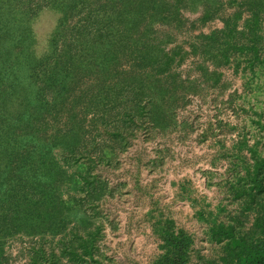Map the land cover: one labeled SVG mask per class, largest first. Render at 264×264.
Masks as SVG:
<instances>
[{
  "label": "trees",
  "instance_id": "1",
  "mask_svg": "<svg viewBox=\"0 0 264 264\" xmlns=\"http://www.w3.org/2000/svg\"><path fill=\"white\" fill-rule=\"evenodd\" d=\"M43 12L58 22L39 54L33 24ZM186 13L200 16L191 23ZM217 20L222 27L193 33ZM257 68L264 0H0V264H12L13 239L25 264H115L102 244L101 206L115 192L103 172L141 136L193 132L177 119L190 97L224 92L226 69ZM259 145L241 132L230 148L215 144L232 166L226 197L195 201L223 264H264ZM153 230L160 253L148 264H216L173 219L160 215Z\"/></svg>",
  "mask_w": 264,
  "mask_h": 264
},
{
  "label": "rangeland",
  "instance_id": "2",
  "mask_svg": "<svg viewBox=\"0 0 264 264\" xmlns=\"http://www.w3.org/2000/svg\"><path fill=\"white\" fill-rule=\"evenodd\" d=\"M199 16V14H185L186 19L191 23H194L199 18ZM57 22L58 15L52 12H43L35 20L33 25L36 35V49L39 54L44 53L47 49L48 40L56 28ZM220 27H222V23L217 20L208 24L207 26L198 25V29H193V33H199L201 31L208 32L211 29ZM190 35V32L177 34V38L175 40L177 43H184L189 41ZM188 67L189 66L187 63L182 67V69L186 70ZM224 77L225 80L230 83V86L224 92L213 90L210 91L209 94L205 95L204 98L195 97L200 100L199 102L201 105L193 103L190 106L191 108L187 112H184L183 117H188L189 119L193 120L191 123L194 127L193 132L189 134L173 133L167 137H157L160 139L162 138L160 143L167 144L169 146L167 152L168 160L173 158V152L174 158L180 160L182 165L179 173L181 176L187 175L188 177L190 175V173L184 170L183 167H188L187 169H189V166L194 168L198 164L210 163V161L213 159L211 152L213 148L216 147L215 144H222L228 148L232 147L234 141H232L229 136L234 133L241 132V135H243V137L245 136V138L249 140L250 145L256 144L259 141V148L262 152L264 151V68H257L253 76L243 73L235 74L232 69H226L224 70ZM214 105L220 106L218 108V112L221 119L218 121L216 120L217 122H221L219 123L221 125L220 128H218L219 124L215 125V127L211 125L212 118L216 117L218 114V112H215L217 110L214 109ZM254 121L262 123L263 127H259ZM211 128L214 130H211ZM204 136L207 138L206 142L200 143L199 141L201 140V137L204 138ZM142 137L143 136L140 138ZM137 140L138 139H135L132 145L136 143ZM195 145H198L199 148L195 149ZM138 148L139 147L137 146L133 150H138ZM145 154L146 155L139 153L136 158L141 155V157L149 160L147 157L150 154ZM153 155L154 154H152L150 157ZM245 155L247 158L250 157L248 153H245ZM214 159L216 161V165L221 164L223 161H227L230 165V159H220L217 156H215ZM133 163L135 162H130V164ZM172 169V164H169L166 167V171H170ZM177 170L178 169H176V171ZM105 173L106 172H104V174ZM107 174L109 178H112L111 174ZM217 174L218 175L215 174L211 177L212 185L215 187V192L212 195V197L214 196L213 199L215 200L213 203L214 205H217L220 200L225 199L226 197L224 185L232 175V166L230 165L227 173ZM165 179V177L159 179L156 191L151 192V195H153L154 198L155 196L159 199L162 198L163 203L167 202L170 196L166 191L167 184L164 181ZM175 195L176 193H174V196ZM131 200L132 198L126 200L124 206L122 205L124 208H121L117 211L116 219L120 227L127 224V222L126 224L124 222L125 215L130 214L129 208L132 205L130 203ZM126 209H128V211ZM172 216L176 217L175 221L178 227L184 228L194 236L195 248L198 252H200L201 256L215 261L216 264H223L219 260L220 248L216 245H211L206 241V225L189 213L187 203L174 207ZM138 221H140V219H138ZM139 225H142V223L137 222L136 226L139 227ZM25 241L30 243L31 240L26 239ZM21 242L22 241L19 239H13L7 243L6 250L11 256L12 264H19V251L21 250ZM113 250L119 255V264H122V262H132V264H148L151 261V255L149 252L144 251V249L141 248V245H135L132 248L119 246ZM127 252L130 253L128 256L130 257V260H127ZM153 253H156L155 249L152 254ZM195 263L197 262H194V264Z\"/></svg>",
  "mask_w": 264,
  "mask_h": 264
},
{
  "label": "crops",
  "instance_id": "3",
  "mask_svg": "<svg viewBox=\"0 0 264 264\" xmlns=\"http://www.w3.org/2000/svg\"><path fill=\"white\" fill-rule=\"evenodd\" d=\"M217 153L218 149L214 147L211 152L213 159L210 161L212 167L217 166L214 159ZM153 154L152 157H147L149 160L139 155L137 158L130 159L128 163H122L120 158L121 163L115 170L104 171L106 172L104 175L112 187L115 188V192L113 197H107L103 200L101 206L102 211L109 217L108 222H106L107 220L103 221L105 225V237L102 242L106 245L113 244L115 247L125 246L126 248L141 245V248L151 255L150 260L154 259L160 253L159 246L161 241L154 234L153 230L156 218L164 215L175 221L176 217L172 216L174 207L181 206L185 203H187L189 213L195 216L196 211L199 209L195 205L196 200L206 199L211 203L215 202L213 198L200 196L190 182L176 181L172 182L171 185L173 195L176 193L174 200L169 205L167 204L165 207H161L160 199L156 196L154 198L151 192L156 191L159 180L158 176L162 173V170H165L164 165L169 160L164 150ZM160 156L164 158V165L162 167L156 163ZM130 162L135 163L130 164ZM107 173L111 174L112 178H109ZM204 174L210 178L215 175L209 171ZM211 185L212 182L209 186ZM131 198L130 203L132 205L129 208L130 214L125 215L124 221L127 224L120 227L116 219L117 211L124 208L122 205L124 206L126 200ZM126 210L128 211V209ZM137 222L142 223V225H139V227L136 226ZM154 249L156 253L152 254ZM129 252L126 253L127 260H130V257H128L130 255ZM122 264H132V262H122Z\"/></svg>",
  "mask_w": 264,
  "mask_h": 264
},
{
  "label": "built area",
  "instance_id": "4",
  "mask_svg": "<svg viewBox=\"0 0 264 264\" xmlns=\"http://www.w3.org/2000/svg\"><path fill=\"white\" fill-rule=\"evenodd\" d=\"M190 98H191L190 104L184 110H181L178 113V118L180 119V120L178 119L179 122H185L186 121L188 123H192L193 120L189 119L188 117H183V114H184V112H187L191 108L190 106L193 103L201 105V103L199 102L200 100L198 98H195V97H190ZM219 107L220 106L214 105V109L217 110V111H215L216 113L218 112ZM220 119L221 118H220L219 112H218L216 117L212 118L211 124H216L217 121ZM229 138L232 141L237 142L240 138V133L239 132L234 133V134L230 135ZM161 139L157 138L154 140L146 141L144 137H142V138L139 137L138 140L136 141V143L131 145V147L128 149V151L124 155L121 156L122 163H128L130 161V159L136 158V156L139 153H142L143 155H146L145 153H148V154H150L149 156H151L153 153L159 152L160 150L168 151L169 146L167 144L160 143ZM137 146L139 147L138 150H133ZM194 148L198 149L199 146L195 145ZM169 164H172L173 169L170 171H166V167ZM204 164H206V165H204ZM204 164H198L194 168H191V166H189V169H187L188 167L187 168L183 167V169L186 170L187 172H189L190 175L188 177H187V175L181 176L179 171H180L182 164H181L179 159L174 158V152H173V158L169 159V162H167L164 165L165 170H162V173L158 176L159 179H161L162 177L166 178L164 180L167 184L166 191L170 195L168 201L164 202V203L162 202V198H160V203H161V205L163 204V206H161V207H165L167 204L169 205L171 203V201L174 199V195L172 192V186L171 185H172V182H176V181L190 182L191 185L195 188V190L200 194V196H207L210 198H214V196L212 197V195L215 192V187L213 185L209 186V184L211 183V178L208 177L207 175H205L204 173L209 171V172H212L213 174H216V175H218L217 173L225 174L228 172L230 165L227 161H223L221 164H218L216 167H212L211 163H204ZM216 168H220V169H216ZM176 169H178V170L176 171ZM102 244H103V246H106V248H107V256L111 260H113L115 262V264H119V255L113 250L116 247L113 244L112 245H106L103 242H102ZM25 263H27V258L19 257V264H25Z\"/></svg>",
  "mask_w": 264,
  "mask_h": 264
}]
</instances>
